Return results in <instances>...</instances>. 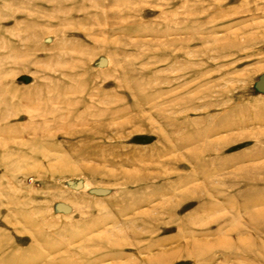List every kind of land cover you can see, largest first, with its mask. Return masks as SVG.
Segmentation results:
<instances>
[{
	"label": "rangeland",
	"instance_id": "obj_1",
	"mask_svg": "<svg viewBox=\"0 0 264 264\" xmlns=\"http://www.w3.org/2000/svg\"><path fill=\"white\" fill-rule=\"evenodd\" d=\"M264 0H0V264H264Z\"/></svg>",
	"mask_w": 264,
	"mask_h": 264
},
{
	"label": "water",
	"instance_id": "obj_2",
	"mask_svg": "<svg viewBox=\"0 0 264 264\" xmlns=\"http://www.w3.org/2000/svg\"><path fill=\"white\" fill-rule=\"evenodd\" d=\"M261 78H262V76L259 78V81L256 83V88L258 89L259 92L264 93V90H260L259 85H258V83L262 82Z\"/></svg>",
	"mask_w": 264,
	"mask_h": 264
}]
</instances>
